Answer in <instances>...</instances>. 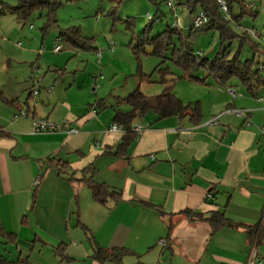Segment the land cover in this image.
Masks as SVG:
<instances>
[{
    "label": "crops",
    "instance_id": "1",
    "mask_svg": "<svg viewBox=\"0 0 264 264\" xmlns=\"http://www.w3.org/2000/svg\"><path fill=\"white\" fill-rule=\"evenodd\" d=\"M49 30L25 33L0 21V227L10 236H0V255L32 264H101L93 259L98 248L130 251L121 264H248L254 249L264 257V246L253 247L242 229L212 236L208 222L183 214L264 221V88L251 93L239 79L223 86L204 70L203 82L171 71L167 84L156 74L141 83L133 50L125 56L109 47L105 55L90 37L82 34L90 43L81 48ZM19 38L26 40L10 41ZM117 62L128 69L113 70ZM167 87L185 105L199 104L200 122L150 112L121 146L126 132L111 127L117 111H130L128 96L139 89L154 99ZM236 111H248L252 125ZM34 118L67 122L77 133L35 134ZM137 125L150 128L138 136ZM90 179L119 194L118 202H97Z\"/></svg>",
    "mask_w": 264,
    "mask_h": 264
},
{
    "label": "trees",
    "instance_id": "2",
    "mask_svg": "<svg viewBox=\"0 0 264 264\" xmlns=\"http://www.w3.org/2000/svg\"><path fill=\"white\" fill-rule=\"evenodd\" d=\"M20 5L16 8H10L9 11L17 13L21 18L27 19L30 14L35 10H47V22L43 31H48L51 27L57 24L56 12L62 5L61 0H19ZM72 2L74 0H68ZM176 5L180 8H186L191 14H196L199 11L205 13L208 18V23L201 28H194L193 26L184 34L179 29L172 28V25L167 27L163 32L156 37H151L153 27H146L142 36L138 38L137 44L132 47L134 55L138 62V76L141 83H151L154 74L158 75L159 83L167 84V78L173 77L174 74L170 68H162L160 66L166 64L168 61L178 66L184 73L183 78L194 82H203L197 77L201 71H206L208 76H212L220 85L225 86L234 78L239 79L242 84L248 89L249 92H255L258 89L264 88V74L258 69H254L256 57L264 58V51H260L259 44L254 42V38L248 32L241 35L233 31L232 23L240 25L244 19V14L234 13V3H240V10H249L247 5L243 4L241 0L228 1V7L231 14V21H226L223 18L219 8L215 2L211 0H174ZM213 4L215 6H213ZM129 25V29H131ZM211 32H218L222 43L221 50L216 54L213 59L205 58L201 54L196 53L194 50L195 43L198 37L202 34ZM60 39L63 42L70 43L73 46L85 47L90 40L83 37L81 31L77 28L62 30L60 32ZM240 42L238 53L232 55L233 41ZM249 44L253 49V59H241V52L244 45ZM148 45L152 49L150 55L161 59L162 62L156 68L152 75H145L141 71V54L149 55L146 52L145 46ZM264 66V63H258V66ZM0 90V98H2ZM126 104L130 106L129 112L117 111L115 114V123L121 126L126 132L124 143L121 145L126 147L130 140L135 137L132 133V126L135 122L143 119L148 113H155L159 119L169 117H190L191 120L198 124L201 119V112L199 104L185 105L173 93V87H167L159 96L154 99L147 98L139 89L132 93L125 100ZM136 134V133H135ZM3 134H0L2 136ZM137 135V134H136ZM129 138V139H128ZM129 140V141H128ZM52 162V161H51ZM59 166V165H58ZM56 166V167H58ZM93 191L94 199L101 203L106 204L109 198L115 199L118 202L119 194L110 192L109 188L103 184H96L92 179L87 181ZM264 213V212H263ZM192 221H206L211 226L212 233L215 235L223 228L242 229L249 243L253 247L264 246V221L256 225L236 224L229 220L222 212H213L210 215L203 216L195 214L191 211L183 212ZM1 237H10L0 227ZM131 255V252L124 248H113L111 250H103L98 248L95 250L93 259L106 264L114 262L121 264L126 256ZM0 264H32L28 260H19L17 262H10L8 259L0 255Z\"/></svg>",
    "mask_w": 264,
    "mask_h": 264
},
{
    "label": "rangeland",
    "instance_id": "3",
    "mask_svg": "<svg viewBox=\"0 0 264 264\" xmlns=\"http://www.w3.org/2000/svg\"><path fill=\"white\" fill-rule=\"evenodd\" d=\"M62 5L56 12L57 24L50 28V32H58L62 30H69L77 28L81 33L94 40V45L99 47L104 54H112L109 50V44L114 42L116 49L113 53H120L121 55L129 56L132 54V47L137 44L138 37L146 27H153L151 37H156L159 33L164 31L167 27L171 26L174 22V17L170 9L166 5V0H61ZM249 8L248 15L241 21L240 25L232 23L233 31L241 35L244 32L253 31L258 35L254 38V42L259 44L260 51H264V0H241ZM20 5L19 0H0V21L3 24H11L12 22L18 23L21 30L25 33L28 31L40 33L47 22V10H35L27 19L21 18L17 13L9 11L10 8H16ZM213 6H215L213 4ZM253 7L255 9H251ZM257 9V11H256ZM234 12L240 13V3H234ZM162 13L166 14L165 17ZM254 13H256L254 15ZM151 14L158 21L150 23L147 15ZM178 16L180 18V29L184 34H188L185 26H189L190 12L186 8L178 7ZM162 21V22H161ZM131 25V29H129ZM40 36V35H39ZM26 39H29L26 37ZM25 38L18 40H10L11 43L24 42ZM133 42L131 49L129 48L130 42ZM146 52L149 55L141 54V61L143 70L147 74L155 71L157 66L162 62L152 55V49L146 45ZM222 43L218 32H211L202 34L198 37L194 50L196 53L202 51V56L205 58L213 59L216 54L221 50ZM240 42L233 41L232 55L238 53ZM253 49L249 44L244 45L241 52V59L243 62L253 59ZM134 60V59H132ZM138 63V62H137ZM258 63H264L263 57H256L254 69L262 71L264 66H258ZM127 64L117 62L113 70L126 71ZM162 68H170L176 75L180 74L182 70L174 63L168 61L166 64L160 66ZM264 74V71H262ZM201 74V73H200ZM158 75H155L157 79ZM28 79V78H27ZM239 82L237 78L233 79V83ZM121 83V79L117 81L116 85Z\"/></svg>",
    "mask_w": 264,
    "mask_h": 264
},
{
    "label": "built area",
    "instance_id": "4",
    "mask_svg": "<svg viewBox=\"0 0 264 264\" xmlns=\"http://www.w3.org/2000/svg\"><path fill=\"white\" fill-rule=\"evenodd\" d=\"M166 5L167 7L170 9V11L172 12V15L174 17V22L172 24V28L174 29H179L181 28V23H180V18L178 16V6L176 5L174 0H166ZM215 5L219 8L220 12L223 15V18L226 21H231L232 17L229 11V7H228V0H215ZM251 9H255L253 7H250ZM257 11V9H256ZM147 19L150 22H154V21H158V19L154 18L151 14L147 15ZM208 18L205 15L204 12L199 11L198 13H196L194 15L193 18V27L194 28H201L204 25H206L208 23ZM249 35L253 38H257L258 35L255 34L253 31H248ZM60 42V41H59ZM109 47L111 50H114L116 47V44L114 42H111L109 44ZM61 51V45L58 44V46H56V48L54 49V53H59ZM98 56L101 58L102 57V53L99 52ZM36 71L39 74H42V70H40L39 68L36 69ZM35 87L33 88L32 91V95L34 97H38L40 94V82H36L35 81ZM235 114L246 120V124L247 126H251L252 122L249 119V112L248 111H236ZM20 116H26L25 112H21ZM212 124L214 123L213 121L211 122ZM150 126L149 125H137L133 128V131L138 135H142L144 132H146L147 130H149ZM33 130L35 134H58V133H65L67 135H75L77 133V130L68 126L67 122H64L62 124H57L54 122H51L49 120L46 119H40V118H34L33 119ZM111 131L113 132H118V131H123V128L121 126L115 125L113 127H111ZM264 132V129H263ZM35 185L38 186L39 185V181L35 182ZM158 244L160 246H165L166 245V241L161 240L158 242ZM248 264H264V257L261 256L256 249L252 250L251 255L249 257L248 260Z\"/></svg>",
    "mask_w": 264,
    "mask_h": 264
}]
</instances>
